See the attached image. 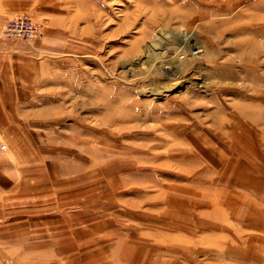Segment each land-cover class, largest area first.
<instances>
[{
    "label": "rangeland",
    "instance_id": "1",
    "mask_svg": "<svg viewBox=\"0 0 264 264\" xmlns=\"http://www.w3.org/2000/svg\"><path fill=\"white\" fill-rule=\"evenodd\" d=\"M44 1L0 21L64 45L0 130V264H264V0Z\"/></svg>",
    "mask_w": 264,
    "mask_h": 264
},
{
    "label": "crops",
    "instance_id": "2",
    "mask_svg": "<svg viewBox=\"0 0 264 264\" xmlns=\"http://www.w3.org/2000/svg\"><path fill=\"white\" fill-rule=\"evenodd\" d=\"M50 10L44 0H2L0 3V21L4 20L8 15L16 13L26 12L34 15L36 18L48 15L49 17L47 18L50 26L45 28V33L48 35L55 29L52 20L55 17L64 19V16H58L57 14L54 16V12ZM62 32V30L58 31V34L61 35ZM63 50L64 45L62 42H58L57 44L50 43L45 40L44 36L32 42L11 41L10 39L0 40V130L5 131L11 128L8 126L9 123L6 116L29 112L28 108L24 105V100L51 97L49 94H52V92L48 94L46 91L39 90L42 86H39L41 81L38 78L43 76L46 80L42 81H47L49 74L46 73L45 67L50 66L49 61L51 59V56L48 54L53 51L62 53ZM11 62L19 68L18 70H21L24 64L30 67L28 80L24 82L27 85L19 86V80L24 75L23 69L20 72H8L10 77L6 80L3 78V69ZM47 82L49 83V81ZM43 88L46 89L48 87ZM52 95L54 96V94ZM6 180L0 172V198L2 192L8 188ZM10 189L15 190L14 187ZM13 192L15 194L30 195L32 198L33 195H38L40 190H33L32 186L29 189L23 188Z\"/></svg>",
    "mask_w": 264,
    "mask_h": 264
},
{
    "label": "built area",
    "instance_id": "3",
    "mask_svg": "<svg viewBox=\"0 0 264 264\" xmlns=\"http://www.w3.org/2000/svg\"><path fill=\"white\" fill-rule=\"evenodd\" d=\"M40 32L39 23L27 14L12 15L5 20L3 25V34L12 38H32Z\"/></svg>",
    "mask_w": 264,
    "mask_h": 264
}]
</instances>
